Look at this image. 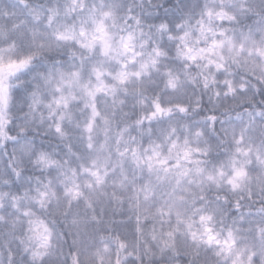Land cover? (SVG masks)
<instances>
[{
    "label": "clouds",
    "instance_id": "obj_1",
    "mask_svg": "<svg viewBox=\"0 0 264 264\" xmlns=\"http://www.w3.org/2000/svg\"><path fill=\"white\" fill-rule=\"evenodd\" d=\"M0 264H264V0H0Z\"/></svg>",
    "mask_w": 264,
    "mask_h": 264
}]
</instances>
